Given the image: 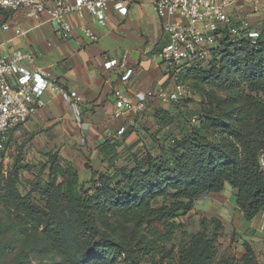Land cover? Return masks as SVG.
<instances>
[{
	"label": "trees",
	"instance_id": "16d2710c",
	"mask_svg": "<svg viewBox=\"0 0 264 264\" xmlns=\"http://www.w3.org/2000/svg\"><path fill=\"white\" fill-rule=\"evenodd\" d=\"M3 12L8 19L14 13ZM209 60L179 74L182 81L197 78L213 86L200 88L198 107L184 124L170 110L156 108L155 151H134V143L125 146L123 158L118 148L125 145L128 129L120 142L99 144L108 167L93 169L87 179L74 164L63 163L58 151H49L31 192L21 187L20 171L32 167L17 157L5 175L0 161V202L12 206L18 219L12 230L30 238L32 249L54 251L72 264H112L117 256L127 264H260L249 241L241 257L233 249L221 252L223 224L217 217L204 218L203 228L179 251L167 246L181 226L175 218L191 211L195 199L222 192L227 184L245 220L264 211V173L258 162L264 148V26L254 44L246 37L233 41L225 32ZM221 87L227 95L218 93ZM174 124L180 132L167 133L165 128ZM161 133L164 139L158 138ZM158 199L163 203L157 205ZM104 211L133 222L136 237L122 241L104 231L98 218Z\"/></svg>",
	"mask_w": 264,
	"mask_h": 264
},
{
	"label": "crops",
	"instance_id": "0c3cea01",
	"mask_svg": "<svg viewBox=\"0 0 264 264\" xmlns=\"http://www.w3.org/2000/svg\"><path fill=\"white\" fill-rule=\"evenodd\" d=\"M155 1L131 0L129 13L125 16L118 12L117 4L112 2L103 24L95 23L87 13L73 15L70 20L76 31L68 39L56 35L53 25L46 17L30 19L22 11H17L8 19L11 24L24 30V37L26 36L24 47L22 46L24 50H33L36 53L33 67L49 73L63 89L76 91L80 98L78 111L82 113L83 123L76 121L77 109L74 108V113L73 108L60 94H48L47 106L34 117L35 127L36 124L54 125L53 133L57 134L59 139H54L53 145L66 141L65 148L69 149L74 145L79 147L76 143L80 135H88L87 146L98 148L106 136L121 137L129 129L131 132L126 137L125 146L134 143H137L135 148L138 146L139 141L133 142L135 139L133 136L139 133H136L132 124L145 117L147 110L153 105V100L146 102L142 110L131 109L116 117V92L122 90L132 97V102L136 105L139 103L135 98L137 93L151 90L159 92L162 89L169 90L172 86L168 77V67L159 61L157 55L159 49L167 42L168 36L163 30L162 19L155 9ZM229 12L236 18L250 17L255 23L264 22V16L252 14L249 2L243 1L239 5H231ZM86 25L93 27L99 33L98 42H92L83 36L81 27ZM6 36L13 38L14 45L21 46L23 40L18 39L19 37H13L11 33ZM110 58L120 59L122 65L116 67L114 71L107 70L104 63ZM127 69H133V74L129 81L123 82L121 75ZM62 102L66 106L63 107ZM93 105H95L94 110L84 109ZM26 126L34 128L29 123ZM63 163H71L77 167L69 160L63 159ZM223 194L224 191L212 192L206 197L217 198L216 196ZM227 201L228 198L225 196L224 204ZM235 206L237 208L236 202ZM238 211L240 218L245 220L241 211ZM261 216H264V211L251 221L245 220L256 230L255 233L251 231L247 235L259 233L257 227ZM258 260L261 264L259 257Z\"/></svg>",
	"mask_w": 264,
	"mask_h": 264
},
{
	"label": "built area",
	"instance_id": "2783aa9c",
	"mask_svg": "<svg viewBox=\"0 0 264 264\" xmlns=\"http://www.w3.org/2000/svg\"><path fill=\"white\" fill-rule=\"evenodd\" d=\"M249 2L252 14L264 16V0H156L155 9L162 19L167 42L157 55L168 67L172 82L169 90L139 92L132 97L117 90L116 117L131 109L142 110L146 102L157 99L162 104L178 103L193 96V91L180 80L181 71L199 67L208 62L214 48L224 33L233 39L246 37L254 44L261 36L264 22L255 23L250 17L236 18L229 12L231 5ZM117 4L118 12L128 15L131 0H0V11L22 13L30 19H46L53 25L56 35L63 39L72 37L76 27L70 20L73 15L89 14L95 23L103 24L107 19L110 4ZM11 21L3 24L4 30L11 29ZM17 35L23 34L21 27H14ZM83 36L98 42L100 35L93 27H81ZM0 49V161L3 160L10 137L22 125L28 123L41 109L47 106L46 95L60 94L76 111V121L83 123L78 111L80 98L76 91L63 89L56 79L44 70L33 67L36 53L33 50L17 49L10 55L1 54ZM105 68L114 71L122 62L110 58ZM133 69L122 75L123 82L129 81ZM84 142V140H83ZM260 170L264 173V148L258 156Z\"/></svg>",
	"mask_w": 264,
	"mask_h": 264
},
{
	"label": "rangeland",
	"instance_id": "374dc122",
	"mask_svg": "<svg viewBox=\"0 0 264 264\" xmlns=\"http://www.w3.org/2000/svg\"><path fill=\"white\" fill-rule=\"evenodd\" d=\"M5 18V14H0V49L3 53H12L15 49H24V40L26 38V36L24 37V31L22 32L23 34L17 35L14 30V27L17 26L12 23L11 29L8 30L10 32H6L7 30H4L2 27L4 22L8 20V18ZM6 33H11L13 37H19L18 39L21 41L23 40L20 44L21 46L14 45L12 43L14 41L13 38H8ZM158 59L162 62L160 57H158ZM183 82L193 91V96L191 98H186L178 103L168 104H161L157 99H153V105L147 110L148 112L144 115L145 117L132 124L136 133H139V135L133 136L135 137L133 142L136 140L139 141L138 146L133 149L134 151L144 152L149 149L155 151L152 147L156 144H154L155 142L151 138V133L159 129V124L154 117L156 108L170 110L171 113L176 116L179 123L184 124L186 122L184 117L191 112H195L198 107V102L201 97L200 88H213L212 85L203 83V81L197 78L183 79ZM218 93L225 96L228 94V90L225 87H221ZM47 96L48 95H46L45 99L48 102ZM62 105L63 107L66 106L63 102ZM69 106L74 110L73 106ZM94 107L95 105L85 107L84 109L89 111L90 109L94 110ZM35 116L28 122L30 125L34 126V128H28L26 126L28 123H26L16 129L2 160L3 172L5 175L13 169L17 157L22 159L23 164L32 167L33 170L31 171L27 169L20 171V184L25 192H31V182L35 181L36 174L41 165L47 161L46 154L49 151H58L62 161L64 159L75 163L80 170L82 179L89 178L93 169L104 170L108 167L107 156L102 154L99 148H90L87 146L88 135H80L79 141L76 143L79 147H75L74 145L69 147V149L67 147L65 148V145H67L66 141L57 142L53 145L54 139H59L57 138V134L53 133L52 128L54 125L44 126L42 124H36L35 127L33 120ZM165 131L167 133L174 132L178 134L180 132V127L174 124L167 126ZM158 138L164 139L163 133H161ZM106 139L120 142L122 136H106ZM129 141L131 142L132 140ZM118 151L120 154H123V158L128 154L125 145L120 146ZM48 172L49 170H46L41 175L43 183L48 180ZM223 191L224 194L222 196H216L217 198L206 197V194L195 199L194 207L191 211L181 213L177 216L175 221L180 223L181 226L176 232L174 240L168 243L167 246L169 248L175 247V250L179 251L180 247L190 239L192 234L203 228L202 220L204 218L211 219L212 217H217L223 224V236L219 241L221 252L233 249L237 256L241 257L244 254L243 243L244 241H249L256 251L261 264H264V234L262 233L264 232V216H261L259 226L257 227L259 233L247 235V233L251 231L255 233L256 230L250 227L245 220L240 218L239 209L235 206V190L230 184H227ZM225 196L228 198V201L224 204ZM33 198L36 202L43 204L44 199L42 196L34 193ZM162 203L163 199H158L157 205ZM4 204V202H0V244L4 243V247L0 250V264H72L70 261H67L66 257L54 251L50 252L41 249H32L30 246V238L26 237V235H19L12 230L11 223H17L18 219L13 207L7 208ZM98 218L100 226L104 231L120 237L122 241H132V239L136 237V233H133L135 229L133 222L125 220L112 212L105 211L100 212ZM111 257L112 256H110V258ZM112 264H127V262L123 257L117 256L114 257Z\"/></svg>",
	"mask_w": 264,
	"mask_h": 264
}]
</instances>
